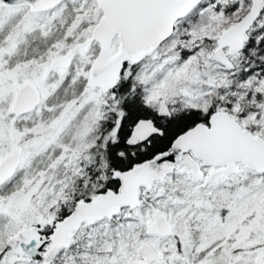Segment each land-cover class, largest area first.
<instances>
[{
	"label": "rangeland",
	"instance_id": "rangeland-1",
	"mask_svg": "<svg viewBox=\"0 0 264 264\" xmlns=\"http://www.w3.org/2000/svg\"><path fill=\"white\" fill-rule=\"evenodd\" d=\"M200 3L175 23L171 36L156 48L155 54L151 53L134 68L144 102L154 109L158 110L160 100H164L172 105L171 111L184 106L206 112L215 92L206 86L201 67L208 68L215 81L230 87L225 69L211 61L209 54L216 48L214 40L220 32L237 21L251 2L239 0L238 8L224 15L208 5L209 0ZM25 7H4L0 0V160L16 148L22 150L17 168L21 171L12 192L16 197H10L4 183L0 186V216L5 218L0 222V242L6 233L0 248L17 229L34 224L36 214L39 218L52 215L59 203L75 190L72 182L82 177V153L94 147L106 130L105 121L115 97L109 90L86 87L97 43L91 51L75 54L72 71L69 66L44 73L53 58L87 38L99 16L89 28L86 26L88 32L84 37L77 39L72 32L75 25L69 24L62 33L63 38L70 36L67 42L59 47L52 42L39 51L41 44L48 43L47 36L54 33L48 23L55 15L46 14L47 11L31 12ZM261 38L258 34L256 41ZM118 44L115 37L111 43L113 53ZM26 50L27 55L41 53L25 59ZM69 71L76 75L84 71L82 85L73 81L54 94L56 80ZM25 80L38 85L41 102L32 112L15 116L11 103L17 87ZM236 89L239 91L234 95L222 92L214 106L228 110L243 128L264 138V73L258 70ZM71 93L76 95L56 102ZM35 159L34 166H40L28 169ZM212 173L209 172L204 183L190 184L179 172H174L159 185L141 190V199L146 202L145 197L157 198V209L172 225L171 236L164 239L156 236L151 228L154 209L146 220V230L127 235L124 247L113 241L97 245L110 224L89 229L83 225L76 235L80 239L79 250L78 246L71 247L69 253L64 249L53 264H130V257L140 258L137 249L143 241L165 253L163 260L149 264H264V173L250 172L243 166L238 174ZM28 263L9 254L3 264Z\"/></svg>",
	"mask_w": 264,
	"mask_h": 264
},
{
	"label": "water",
	"instance_id": "water-1",
	"mask_svg": "<svg viewBox=\"0 0 264 264\" xmlns=\"http://www.w3.org/2000/svg\"><path fill=\"white\" fill-rule=\"evenodd\" d=\"M65 0H1L4 7L26 6L31 12L53 9ZM202 0H94L101 11L90 35L76 43L63 55L52 59L45 69H67L77 53H85L91 44H98V51L88 67L86 87L112 89L119 80L124 65L136 63L153 52L172 34L175 23L185 17ZM247 11L217 37L216 48L209 59L233 70L231 57L240 52L248 39L250 29L257 23L262 25L264 0H250ZM118 39V49L112 52L111 43ZM201 76L214 85L212 72L200 68ZM41 102L38 85L23 81L15 91L11 112L15 116L32 112ZM159 115L168 116L170 109L164 100L160 101ZM150 118H140L133 126L126 143L135 146L147 141L154 134H161ZM22 150L16 148L0 160V186L17 171ZM204 166L225 165L227 174H237L240 166L256 173H264V138L253 135L234 119L227 111L217 109L209 114L207 123L199 122L176 136L170 147L152 158L135 163L126 170H115L112 177L119 182L116 190L107 189L94 198L78 199L72 211L64 218L54 221L41 218L36 224L17 229L10 234L0 248V264L9 254L17 255L23 263L51 264L56 256L66 249L83 225H93L111 219L124 208L134 209L141 204L140 192L149 190L154 184L164 181L175 168L186 173L187 178L201 182L204 180ZM239 163V164H238ZM53 229L46 238H41L44 225ZM153 231L163 237L171 236L172 225L159 209L153 213ZM142 258L130 257V264H149L163 260L165 253L157 251L150 243L143 241L137 249Z\"/></svg>",
	"mask_w": 264,
	"mask_h": 264
},
{
	"label": "trees",
	"instance_id": "trees-1",
	"mask_svg": "<svg viewBox=\"0 0 264 264\" xmlns=\"http://www.w3.org/2000/svg\"><path fill=\"white\" fill-rule=\"evenodd\" d=\"M208 5L215 7L222 15H224L227 12L236 10L239 6V0H209ZM48 13L55 15L54 19L48 23V26L51 27L54 33L47 36L48 43L44 45L41 44L39 46V51L44 50V48L52 42H55V47H59L67 42V37L70 36L63 38L62 33H65L69 24L75 25L72 32L74 35L78 36L77 39L84 37V33L88 32L86 28H89L92 22H95V18L98 16L100 17L101 15V12L97 8L94 0H65L61 4L56 5L53 9L47 11L46 14ZM261 20L262 25L255 24L250 29L248 39L245 41L241 51L231 57L235 65L234 69L226 70L224 68L228 75L227 80L230 87H225V84L217 81L214 85L206 83V86L208 88H213L215 93L212 94V104L204 113L201 112L200 109L181 106L176 110L171 111L166 117L157 116L158 114L152 109V107L148 106L144 102V95L141 90L142 87L136 82L137 73L134 69L151 53L155 54L156 50L144 56L137 63L128 61L124 65L116 85L112 89H108L110 92L115 94V97L112 99L111 107L108 111V120L105 121L106 130L94 147L82 153L81 163L84 164L80 167L82 177L78 179L75 178L76 180L72 182V185L75 186V190L66 198L64 202L59 203V207L52 215L44 218L46 220H60L72 211L78 199L83 198L85 200H89L94 198L101 191H105L107 189L116 190L119 186V182L112 177V173L115 170L129 169L137 162L152 158L154 155L166 151L170 147L173 139L180 133L186 131L199 122L207 123L209 114L220 108L215 107L213 102L219 99V95L222 94V92H233L234 95L237 91H239V89H236V86L239 83L255 76L258 70H262V73H264V46L262 45L264 40V14L262 15ZM258 34H261L262 38L259 41H256V36H258ZM89 35L90 33H88L86 37ZM214 44L216 46V39L214 40ZM95 45L97 44L93 42L89 51H91ZM39 51L33 53V55H27L29 52L26 50L24 52V58L27 59L29 57H35L37 53H41ZM182 52H184L183 48L181 49V53ZM73 64L74 60L68 68L69 70H71ZM57 71L58 70H56V72ZM71 71H69V73L60 80H56L58 85L54 94L62 87L71 84L73 81H79L80 86L82 85V73L84 71L80 73L78 72L77 75L73 72L70 73ZM73 94L76 95V93H71L65 98H60L56 102L59 103L68 97L72 98ZM234 98L235 96H233L231 100H234ZM227 112L229 113L228 110ZM142 117H149L153 119L155 124L161 128L162 134L153 135L148 142L142 145L129 146L126 143V140L135 123ZM36 159L38 160L39 158ZM36 159L30 163L28 169L36 170L37 167L40 166V164L34 166ZM38 161L40 162V160ZM245 170L254 172L246 168ZM20 171L21 169H18L12 179L4 183L5 185L3 188H8L7 193H10L9 195H11V198L16 197V195L12 196L14 194L12 192H14V188L16 186V176ZM100 172L102 176L99 175ZM184 180L188 182L185 178ZM189 183L196 184L194 182ZM224 186L226 185H223L222 187ZM145 199L148 202L142 199L141 204L134 209L124 208L120 210L115 217L97 222L91 226L84 225V228L89 229L103 223H108L110 224V228L107 233L103 235V238L105 237L104 240L106 241L101 238V241H98L97 245L113 241L120 247H124L126 236L130 233H135L138 230H146V220L151 218L153 213L152 209L159 207L158 202L155 201L157 198L150 200L148 197H145ZM36 217L38 219H36L34 224L42 218H39L38 214H36ZM4 219V217L2 218V216H0V222L3 223ZM52 229L53 223L51 225H44L40 231L41 238L46 239L51 234ZM3 234L4 235L2 236L0 245L5 239L6 233ZM76 235L77 233H75L70 245L64 251L69 253L71 247L79 245L80 239H76ZM156 236L164 239V237L160 235ZM119 237H121L120 241L117 240ZM140 239L143 238L140 237ZM81 244H83V240H81ZM80 251H82V248H80ZM101 252L103 251L101 250ZM73 254H75V252H73ZM56 260L57 259H55L51 264H53Z\"/></svg>",
	"mask_w": 264,
	"mask_h": 264
},
{
	"label": "flooded vegetation",
	"instance_id": "flooded-vegetation-1",
	"mask_svg": "<svg viewBox=\"0 0 264 264\" xmlns=\"http://www.w3.org/2000/svg\"><path fill=\"white\" fill-rule=\"evenodd\" d=\"M160 101H161V100H160ZM159 105H160V102H159ZM167 105H168L169 109L172 108V105H170V103H168ZM152 109L158 114L157 116L166 117V116L159 115L157 109H154V108H152ZM170 112H171V109H170ZM142 118H149V117H142ZM150 119H151V118H150ZM152 120H153V119H152ZM153 121H154V120H153ZM154 123H155V122H154ZM155 125H156V124H155ZM156 126H157V125H156ZM157 127H158V126H157ZM160 129H161V128H160ZM161 134H162V133H161ZM161 134H158V135H161ZM154 135H156V134H154ZM151 137H152V136H151ZM151 137H150V138H151ZM150 138H149V139H150ZM149 139H148L147 141L143 142V143H138L137 145H142V144L148 142ZM137 145H135V146H137ZM199 162H200L201 169L204 171V180L201 181V183H202V182L204 183V182L206 181V178L208 177L209 172H213L212 174H215V173H216V174H225V175L227 174V173H225V172L223 171V169L225 168V165H218V166L210 165V166H204V165L202 164L201 161H199ZM238 164H239V163H238ZM239 166L241 167V164H239ZM178 170H179V171H178ZM174 172H179V174L181 175V177H183V178H185L186 180H188V182L199 183V182L192 181V180L188 179L186 173L181 172V170H180L179 168H175L174 171H173V173H174ZM99 175L102 176L101 172H100ZM228 175H230V174H227L226 176H228ZM207 213H210L209 210L207 211ZM140 258H142V257L140 256Z\"/></svg>",
	"mask_w": 264,
	"mask_h": 264
}]
</instances>
